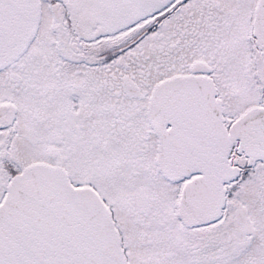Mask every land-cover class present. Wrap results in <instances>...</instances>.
<instances>
[{"label": "snow or ice", "instance_id": "obj_1", "mask_svg": "<svg viewBox=\"0 0 264 264\" xmlns=\"http://www.w3.org/2000/svg\"><path fill=\"white\" fill-rule=\"evenodd\" d=\"M0 264H264V0H0Z\"/></svg>", "mask_w": 264, "mask_h": 264}]
</instances>
